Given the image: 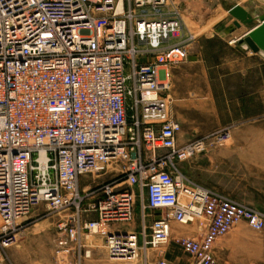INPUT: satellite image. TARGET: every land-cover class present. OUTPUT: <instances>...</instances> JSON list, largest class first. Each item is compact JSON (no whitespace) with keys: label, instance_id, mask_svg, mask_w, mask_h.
<instances>
[{"label":"built area","instance_id":"1","mask_svg":"<svg viewBox=\"0 0 264 264\" xmlns=\"http://www.w3.org/2000/svg\"><path fill=\"white\" fill-rule=\"evenodd\" d=\"M182 30L178 0H0V264L39 205L60 218L65 264L93 258L91 237L112 262L175 264L174 225L192 224L177 242L189 264H220L238 224L264 230V212L180 167L210 146L178 143L172 70L195 40Z\"/></svg>","mask_w":264,"mask_h":264},{"label":"crops","instance_id":"2","mask_svg":"<svg viewBox=\"0 0 264 264\" xmlns=\"http://www.w3.org/2000/svg\"><path fill=\"white\" fill-rule=\"evenodd\" d=\"M202 1L178 0L184 33H191L186 21L197 26L195 40L189 46L188 59L172 70L174 115L182 126L178 136L181 146L195 140L200 133L207 132L202 126L207 127V115L214 118L220 116L218 102L221 97L215 87L217 82L224 92L227 114L234 117L236 112V118L240 119L237 123L243 125L264 118V58L252 51L242 50L237 43L249 29L240 34L221 29L219 26L223 18L207 29L206 23L212 18L203 23L206 10L202 9ZM183 40L184 37L179 36L178 41ZM233 41L236 44H232ZM215 44L226 48V53L213 57L208 47ZM231 121L235 123L233 119ZM240 148L264 150V141L242 142ZM243 224L248 227L244 222L238 224L228 236L215 244L214 253L220 264L264 263V240H255L248 228L240 226ZM97 243L100 244L95 245L93 258L84 264L107 260L103 242ZM22 251L14 247L9 250V257L14 263L18 262Z\"/></svg>","mask_w":264,"mask_h":264},{"label":"rangeland","instance_id":"3","mask_svg":"<svg viewBox=\"0 0 264 264\" xmlns=\"http://www.w3.org/2000/svg\"><path fill=\"white\" fill-rule=\"evenodd\" d=\"M202 3L203 11L206 10L202 20L203 23L205 24L209 18H212L206 23L207 29L211 28L212 24L222 18L223 22L219 26L221 29L229 30L231 33L235 34H240L246 29H249L245 26L240 29L236 27L235 19L229 14V10L236 5L242 6L254 18L264 15V0H203ZM186 23L191 33H184V29L182 30L180 36L184 37L185 40L191 35L194 36L197 28L195 24L189 23L188 21H186ZM208 49L213 57L216 54L226 53V48L221 44L211 45ZM215 87L218 96L221 97L218 102V115L220 116L214 118L212 115H207V127L202 125L207 132L204 131V133H200L196 138L202 139L206 136H210L207 139L210 145L208 147V152L180 167L185 174L196 183L215 189L231 196L243 204L264 212V150L240 148V143L242 142L264 141V118L260 119L259 122L253 121L243 125L237 123L240 119L236 118V112L234 113V117H230L227 114L224 92L221 85L217 82ZM232 119L235 122L234 124H232ZM222 130H230L231 138L224 147H215L212 145L214 142L212 136ZM59 219L60 218L56 214L51 213L46 206H37L32 214L23 220V235L19 243L14 247L21 250L23 249V251L17 263H14L12 260L13 264L57 263L55 255V227ZM240 226L248 228L251 236L255 240H264V230L258 233L245 224ZM197 233V224L189 226L174 225L171 241L165 248L167 251V258L175 264H189L188 255L179 248L177 242L181 238H195ZM90 241L93 242L94 245H97L100 244L97 242H100L101 239L98 237H91ZM99 247H102V245H99ZM65 262L67 261L65 260L57 264H65ZM97 264L125 263L112 262L107 258V260L98 262ZM260 264L264 263L261 262Z\"/></svg>","mask_w":264,"mask_h":264},{"label":"water","instance_id":"4","mask_svg":"<svg viewBox=\"0 0 264 264\" xmlns=\"http://www.w3.org/2000/svg\"><path fill=\"white\" fill-rule=\"evenodd\" d=\"M229 14L235 19L237 28L240 29L242 26L249 28V31L238 40L239 47L264 58V15L254 18L240 5L231 8Z\"/></svg>","mask_w":264,"mask_h":264},{"label":"bare ground","instance_id":"5","mask_svg":"<svg viewBox=\"0 0 264 264\" xmlns=\"http://www.w3.org/2000/svg\"><path fill=\"white\" fill-rule=\"evenodd\" d=\"M184 24V23H183ZM188 33H190V32H188ZM192 36V35H191ZM193 38H195L194 36H192ZM238 42V41H237ZM236 44V43H235Z\"/></svg>","mask_w":264,"mask_h":264}]
</instances>
